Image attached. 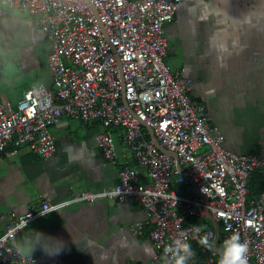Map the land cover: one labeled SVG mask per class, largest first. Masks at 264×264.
<instances>
[{"label": "built area", "instance_id": "2783aa9c", "mask_svg": "<svg viewBox=\"0 0 264 264\" xmlns=\"http://www.w3.org/2000/svg\"><path fill=\"white\" fill-rule=\"evenodd\" d=\"M179 4L0 0V10L30 16L48 41L46 67L53 87L27 90L15 110L0 99V155L27 146L40 160L50 159L55 146L48 130L63 116L84 127H100L93 139L109 163H115L116 154L107 129L121 130L125 152L145 174L141 182L137 169L123 165L109 190L80 192L63 202L30 204L20 215H0V264H37L15 244L24 221L72 203L104 199L139 205L143 221L129 230L134 236L145 231L153 248L150 264H173L175 253L163 250L180 237L195 252L189 264H217L219 246L234 233L248 243V264H264V187L255 198L247 196L251 175L264 176V157L226 151L203 104L189 98L191 81L171 73L162 61L163 26L173 21ZM194 225L202 226L201 235L212 234L215 248L192 238Z\"/></svg>", "mask_w": 264, "mask_h": 264}, {"label": "crops", "instance_id": "0c3cea01", "mask_svg": "<svg viewBox=\"0 0 264 264\" xmlns=\"http://www.w3.org/2000/svg\"><path fill=\"white\" fill-rule=\"evenodd\" d=\"M32 21L17 10H0V99L11 110L27 90L53 89L46 67L50 46ZM163 38L164 65L191 81L188 96L203 104L223 148L264 157V0H180ZM99 130L62 116L48 130L55 146L50 159L40 160L27 146L0 155V215L109 190L123 165L145 181L144 170L124 150L121 130L107 129L115 163L103 159L93 139ZM142 221L136 203L77 202L28 223L15 244L37 264H150L153 248L145 231L134 236L129 230Z\"/></svg>", "mask_w": 264, "mask_h": 264}, {"label": "clouds", "instance_id": "9594fccd", "mask_svg": "<svg viewBox=\"0 0 264 264\" xmlns=\"http://www.w3.org/2000/svg\"><path fill=\"white\" fill-rule=\"evenodd\" d=\"M23 223L25 226L27 225V221ZM189 231L195 233L192 238L196 239L200 246L209 250L216 247L211 233H204L201 235L203 231L202 226L194 225ZM248 250V243L241 242L239 234L234 233L225 239L222 245L219 246L217 264H248ZM163 251L164 253H175L173 264H189V261L195 256L191 243L184 237L175 239L173 243L165 247ZM59 252L60 250H57L55 254Z\"/></svg>", "mask_w": 264, "mask_h": 264}, {"label": "trees", "instance_id": "16d2710c", "mask_svg": "<svg viewBox=\"0 0 264 264\" xmlns=\"http://www.w3.org/2000/svg\"><path fill=\"white\" fill-rule=\"evenodd\" d=\"M263 187H264V176L259 174L251 175L247 183L248 198L249 199L255 198Z\"/></svg>", "mask_w": 264, "mask_h": 264}, {"label": "water", "instance_id": "95a60500", "mask_svg": "<svg viewBox=\"0 0 264 264\" xmlns=\"http://www.w3.org/2000/svg\"><path fill=\"white\" fill-rule=\"evenodd\" d=\"M90 9L92 10V12H93V15L95 16V18H96V14H95V12H94V10H93V8L92 7H90ZM122 103L124 104V101H122ZM149 138H150V141L155 145V141H154V139H153V137H152V134L150 133V135H149Z\"/></svg>", "mask_w": 264, "mask_h": 264}, {"label": "rangeland", "instance_id": "374dc122", "mask_svg": "<svg viewBox=\"0 0 264 264\" xmlns=\"http://www.w3.org/2000/svg\"><path fill=\"white\" fill-rule=\"evenodd\" d=\"M46 42L48 43V41L46 40Z\"/></svg>", "mask_w": 264, "mask_h": 264}]
</instances>
